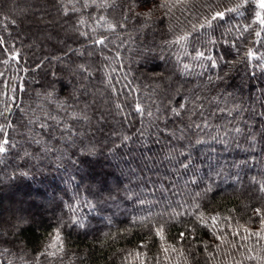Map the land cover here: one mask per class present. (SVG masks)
Returning a JSON list of instances; mask_svg holds the SVG:
<instances>
[{
	"label": "trees",
	"instance_id": "1",
	"mask_svg": "<svg viewBox=\"0 0 264 264\" xmlns=\"http://www.w3.org/2000/svg\"><path fill=\"white\" fill-rule=\"evenodd\" d=\"M85 2L0 0V264H264L259 0Z\"/></svg>",
	"mask_w": 264,
	"mask_h": 264
},
{
	"label": "snow or ice",
	"instance_id": "2",
	"mask_svg": "<svg viewBox=\"0 0 264 264\" xmlns=\"http://www.w3.org/2000/svg\"><path fill=\"white\" fill-rule=\"evenodd\" d=\"M70 2H71V0H70ZM244 2L247 3V0H244ZM91 3L96 4L97 0H91ZM107 5H108V0H101V3H100L101 7H104V6H107ZM87 6H88V3H87V0H86L85 7H87ZM143 6L145 8H147V11L144 12V13H138L137 15H141L142 14V15L148 17L152 13L153 8H165V7H167L168 6V0H160V2L158 4L155 3L154 0H143ZM259 6H260V8L264 9V0H259ZM235 10L236 9H227L226 11H235ZM164 15L166 16L167 13H165ZM224 15H225L224 12L217 11L215 13V15L212 17V19L215 20L217 18H223ZM257 19L260 21L261 24H264V19H262L259 16V14H257ZM81 23H83V21H81ZM207 23H210V21H207ZM108 27L114 29L116 27V25L109 24ZM121 27H123V25H121ZM201 27H203V25H201ZM257 35H259V33H257ZM186 38H187V36L178 37L176 42H180L182 40H185ZM2 43H3V41H2V39H0V44H2ZM95 43L103 44L104 41H103V39H99V40H96ZM248 55L251 56V55H254V54L251 51H249ZM197 56L198 57H203L204 53L203 52H198ZM209 59H211V58H209ZM184 67H185V69H187L188 65H185ZM179 107L183 108L184 105L181 104ZM136 111L141 112L142 111V106L137 104ZM173 112H175L176 115H179V109H173ZM148 115L151 116L152 113L149 112ZM0 116H3V113H0ZM4 131H5V126L4 125H0V132H4ZM126 139H127V137H126ZM8 144H9V141L6 138L3 139V140H0V153H5L7 151V148L5 146L8 145ZM182 166L185 167V168L188 167V165H186V164L182 165ZM262 190H264V186H262ZM197 195H199V193ZM197 207H199V206H197ZM256 214H258V215L261 214V210L260 209H256ZM213 219H215V217H213ZM26 223H27V221L24 220V218L21 217V218H19V222L14 224L13 227L17 228V229H23V227H24V225ZM189 231H191V229H189ZM161 232H162V229H159L157 234H160ZM2 235H3V233L0 232V236H2ZM50 235L53 237V240H54V242L50 246L51 247H56V242H59L60 239H61L60 234H59V229H56L55 232L51 233ZM180 237L182 239H185L186 238L185 237V233L181 232L180 233ZM46 254L54 255L55 253H47V251H45L43 253H39V255H46Z\"/></svg>",
	"mask_w": 264,
	"mask_h": 264
},
{
	"label": "rangeland",
	"instance_id": "3",
	"mask_svg": "<svg viewBox=\"0 0 264 264\" xmlns=\"http://www.w3.org/2000/svg\"><path fill=\"white\" fill-rule=\"evenodd\" d=\"M20 13H18L19 15L20 14H24V15H28L29 14V12H30V8L29 9H25V8H20ZM51 18V17H50ZM56 22V18L55 17H52L50 20H46V17H45V21H42V22H47V24H49V25H52L53 24V22L54 21ZM40 22H41V20H40ZM27 33V32H26ZM28 37H30V39H29V41L31 42L30 44L31 45H34V46H36V42L38 41V36L37 35H35V36H28ZM41 39V38H40ZM41 40H39V42H40ZM4 207L6 208V212L8 213L7 214V216L10 214L11 216L13 215L14 216V212H12L13 210L12 209H10L9 210V208H11V206L10 205H8L7 203H5L4 204Z\"/></svg>",
	"mask_w": 264,
	"mask_h": 264
}]
</instances>
